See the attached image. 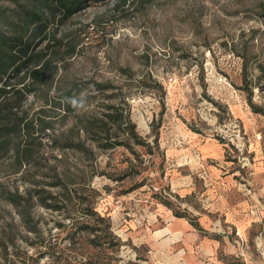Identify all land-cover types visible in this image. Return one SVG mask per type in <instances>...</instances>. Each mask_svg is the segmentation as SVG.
Returning a JSON list of instances; mask_svg holds the SVG:
<instances>
[{
  "label": "rangeland",
  "instance_id": "374dc122",
  "mask_svg": "<svg viewBox=\"0 0 264 264\" xmlns=\"http://www.w3.org/2000/svg\"><path fill=\"white\" fill-rule=\"evenodd\" d=\"M137 1L126 13L111 3L90 2L60 28L80 34V51L58 73L120 86L138 134L151 145H136L134 153L122 146L97 150L98 170L122 175L132 162L140 172L120 181L95 174L94 195L72 187L89 195L93 209L110 221L119 241L115 252L108 248L112 262L189 264L191 257L208 263L205 250L189 252L179 233L170 234L165 211H180L197 221L200 229L192 227L202 239L211 226L224 235L221 244L234 245L235 252L216 250L219 262L264 264V0ZM92 93L88 86L81 91L80 111L96 105ZM39 104L28 94L24 106L31 113ZM72 119L57 121L56 132ZM42 142L47 158L21 170L29 168L31 179L62 195L61 187L44 184L53 160L49 138ZM207 142L216 145L219 157L203 156ZM4 155L0 151V242L6 246L0 245L1 262L7 256L11 264H78L100 250L89 242L91 234L70 227L66 215L77 216L82 207L76 198L61 211L33 200L22 217L4 191L24 194L34 186L21 180L12 157ZM67 157L70 167L89 171L84 157Z\"/></svg>",
  "mask_w": 264,
  "mask_h": 264
},
{
  "label": "trees",
  "instance_id": "16d2710c",
  "mask_svg": "<svg viewBox=\"0 0 264 264\" xmlns=\"http://www.w3.org/2000/svg\"><path fill=\"white\" fill-rule=\"evenodd\" d=\"M90 2L111 3V8L126 13L138 1L0 0V151L12 157L18 167L15 172H21V180L34 186L26 189L24 194L17 189L4 191L3 197L17 208L22 217L23 208L33 200L46 208L61 211L76 198L82 207L79 215H66L70 227L91 234L89 242L100 247L95 254L80 257L78 264H118L117 261L112 262L115 257L109 253V250L115 252L113 246L119 245L110 232V221L93 209L89 195L79 193L72 185L94 195L96 189L91 186V179L95 174H105L120 181L132 172H140L132 162L122 175L98 170L94 164L97 150L107 151L122 146L134 153L136 145L149 148L151 145L138 134L130 116V105L126 96L121 95L120 86L111 81L76 80L65 71L58 73L60 67H67L65 61L80 51V34H69L60 28ZM120 71L129 74L128 67H121ZM86 86L93 92L90 97L97 98V103L91 109L80 111L76 103L83 101L81 91ZM28 94L40 103L31 113L28 106H24ZM69 116L73 117L72 123L56 132L55 123H64ZM44 137L49 138L53 160L47 164L44 173L50 181L44 184L61 187L62 195L53 194L41 187V182L31 179L34 172L29 168L21 170L23 165H39L47 158L41 148ZM153 140L157 143V137ZM53 149L61 153H53ZM68 152L84 157L89 162V171L70 167L67 164ZM164 203L171 207L169 200ZM173 214L186 216L180 211ZM188 220L200 229L194 218L188 217ZM0 245L6 250L3 243ZM0 264L11 263L4 256Z\"/></svg>",
  "mask_w": 264,
  "mask_h": 264
},
{
  "label": "crops",
  "instance_id": "0c3cea01",
  "mask_svg": "<svg viewBox=\"0 0 264 264\" xmlns=\"http://www.w3.org/2000/svg\"><path fill=\"white\" fill-rule=\"evenodd\" d=\"M203 156L206 157H213V156H220V150L216 148V145L214 143H205L201 147ZM206 171H209L208 167L206 168ZM214 174V173H213ZM218 191L221 192V187H218ZM222 208H225V206L221 202ZM224 211V210H223ZM226 214V219L231 220L232 216L229 213L224 212ZM165 217L170 220V226H169V232L172 234V236L175 235V237L182 240L183 245L186 247V249L190 252V250H194V247H201L203 250H205L206 254L210 256V261L206 264H225L223 262H219L216 258H214L215 252L218 248H223L225 252H235V247L233 244H225L224 242L221 244V240L223 239L224 235L220 234L213 229H211V226H209L208 231H210L209 236H205L203 239L192 227V224L186 218L184 217H177L174 214H172L170 211H165ZM204 221H210L209 218H205ZM214 221V220H213ZM214 223V222H213ZM214 225V224H213ZM194 229V230H193ZM206 229V228H205ZM216 232V233H215ZM179 233V237L176 236V234ZM177 238L169 239L168 243L176 242ZM191 257H188L187 261L189 264H203V263H195L190 262Z\"/></svg>",
  "mask_w": 264,
  "mask_h": 264
},
{
  "label": "clouds",
  "instance_id": "9594fccd",
  "mask_svg": "<svg viewBox=\"0 0 264 264\" xmlns=\"http://www.w3.org/2000/svg\"><path fill=\"white\" fill-rule=\"evenodd\" d=\"M76 106H78V107H82V106H83V101H78V102L76 103Z\"/></svg>",
  "mask_w": 264,
  "mask_h": 264
}]
</instances>
